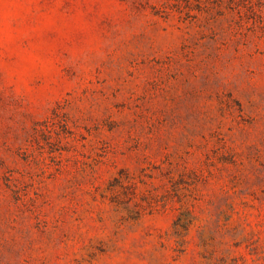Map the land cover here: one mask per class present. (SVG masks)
<instances>
[{
  "label": "rangeland",
  "instance_id": "rangeland-1",
  "mask_svg": "<svg viewBox=\"0 0 264 264\" xmlns=\"http://www.w3.org/2000/svg\"><path fill=\"white\" fill-rule=\"evenodd\" d=\"M0 264H264V0H0Z\"/></svg>",
  "mask_w": 264,
  "mask_h": 264
}]
</instances>
